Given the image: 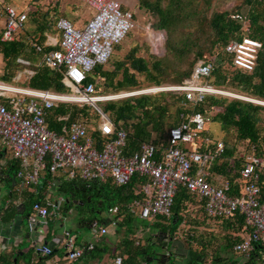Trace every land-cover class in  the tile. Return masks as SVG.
<instances>
[{"label":"trees","instance_id":"obj_1","mask_svg":"<svg viewBox=\"0 0 264 264\" xmlns=\"http://www.w3.org/2000/svg\"><path fill=\"white\" fill-rule=\"evenodd\" d=\"M63 1L32 0L31 5L34 9L28 11L26 27L17 39L3 41L0 37V53L5 62L1 80L11 82L24 66L18 62V58L24 57L32 61L31 67L36 70V74L28 81L31 88L70 91V87L63 81V68L54 70L44 64L40 65L46 53L59 48L46 43L47 35L57 33V22L61 17L72 19L63 8ZM131 1L136 2L139 8L146 9V13L152 16L153 21L150 24L153 31L165 29L169 33V40L166 43L168 52L162 56L156 54L152 50L153 42L148 32L144 30L141 39L125 56L116 59L112 67H108L110 63L98 65L87 78L88 82L95 83L97 94L104 91L110 94L122 91L131 93V96L104 101L101 107L117 129L127 130L125 155H133L140 150L144 142L152 141L158 148L157 157L160 158L168 146L171 129L189 120L193 114L201 113L206 120L213 119L219 122L224 131L225 149L214 162L211 172L222 174L231 184V194H240L241 171L247 163L248 150L255 147L256 154L260 156L264 154V104L221 93L208 94L203 101L195 103L189 101L185 94L174 91L135 95L133 92L148 86L181 84L192 75L198 60L206 59L214 63L209 78L212 85L264 100V0H242L228 10L214 9V0ZM123 8L130 9L126 8L124 3ZM136 18L138 19L137 15ZM246 35L263 43L257 66L252 72L236 67L233 54L226 50L231 41L242 39ZM124 41L116 46L115 51L121 48ZM171 41H174L175 45H172ZM46 121L49 129L62 133L72 123L82 121L87 125L89 134L100 149L116 135L106 134L100 129L102 114L91 104L81 106L77 103H60L48 110ZM208 138H211L209 126L195 142L187 144L186 147L202 152L214 151L218 141L211 138L212 141L208 142ZM242 144L247 146L245 155L238 153L239 145ZM4 155L5 150L2 148L0 159ZM25 170L21 160L10 156L7 158L2 173L12 188L14 199L8 206L2 208L4 221L9 222L18 214L19 205L15 201L21 197L25 198L30 215L35 212L36 203L48 204L39 190L53 177L52 172L49 169L44 170L46 175H43L42 179L45 185L28 183L24 179L13 185L11 176ZM196 171L195 168L194 172ZM58 172L61 175H58L57 189L67 196L59 211L69 212L78 208L82 224L91 226L94 221L101 224L106 220L102 216L108 211L115 212L114 219L118 225L123 223L130 225L133 220L141 217L134 204L136 200L146 198L144 186L150 181L147 175L136 173L129 182L119 185L113 178L104 182L88 181L81 175L70 178L64 171ZM24 182L28 183L26 188ZM259 184L264 200V174L261 175ZM193 200L192 192L186 186H180L173 215L156 218L159 221L157 225L163 233L170 237L178 234L179 225L188 217L189 213H186ZM202 209L205 210L204 202ZM203 214L208 216L206 210ZM216 218L227 221L234 230L238 228L248 231L246 218L239 211L230 217ZM188 230L184 232L189 233L186 236L191 249L189 264H208L209 244L203 239V235L192 236L191 232L196 231V228ZM128 232L131 235L128 234L124 241L123 252L129 254V259L125 261V256L121 255L124 257L123 264H140L138 257L149 255L153 250L152 244L135 235L137 232L134 227H130ZM228 237L230 240L227 247L235 252L234 246L244 237L229 235ZM165 243L161 242L164 245ZM21 251L22 249H12L0 253V264H23L22 260L27 257L30 260L35 259V264H49L46 260L57 254L54 249L50 255L38 253L36 249L34 254L26 252L22 254ZM39 257L42 259L39 260ZM116 258L117 256L115 260ZM143 259L146 260L145 257ZM70 264H76V261ZM114 264H117L116 261ZM245 264H264V245L257 246Z\"/></svg>","mask_w":264,"mask_h":264},{"label":"built area","instance_id":"obj_2","mask_svg":"<svg viewBox=\"0 0 264 264\" xmlns=\"http://www.w3.org/2000/svg\"><path fill=\"white\" fill-rule=\"evenodd\" d=\"M85 1L95 10L93 16L83 27L76 26L67 17H61L57 22L61 38L49 35L47 42L49 45H59V48L46 53L41 62V65L54 70L64 69L63 81L70 87L69 92L22 86L17 88L0 80L3 83L0 84V148L10 150L13 157L22 161L26 170L19 171L18 177L27 182L40 183L44 170L49 169L52 173L62 170L70 178L81 175L88 181L102 182L113 178L121 185L129 182L136 173L147 175L150 181L144 186L146 198L136 200L134 204L140 216L146 219L171 217L179 188L186 186L204 202L209 217H230L237 211L244 214L247 235L234 249L241 256L249 257L257 246L264 245V200L259 184L264 174V154H256L255 147H252L241 171L240 194H231V184L210 173L211 166L224 152V141H218L214 151L202 152L186 147L208 128L205 117L195 113L189 120L171 129L168 146L160 158L157 157L158 148L152 141L144 142L133 155H125L127 130L117 129L111 118L96 106L99 102L131 96V93L97 94L95 83L88 82L87 78L96 66L110 63L116 46L137 27V13L133 9L125 10L121 0ZM3 13L5 20L0 37L3 41H15L26 27L28 12L15 5H7ZM146 31L153 42L152 50L160 56L164 55L167 31H153L151 24L147 25ZM262 47V41L246 35L231 41L226 50L233 54L236 67L252 72L257 66ZM38 48L41 49L40 46ZM18 62L25 67L17 72L13 80H30L36 74V70L31 68V60L19 57ZM213 69V62L200 59L192 75L183 83L153 86L138 93L174 91L185 94L189 101L195 103L203 101L208 94L221 93L264 104L256 98L212 85L209 78ZM60 103L95 106L105 120L100 129L106 134L116 133L115 138L100 149L82 121L72 123L63 133L49 129L46 121L48 110ZM107 123L111 124L110 129L105 127ZM211 141L208 138V142ZM4 165L5 161H0V172ZM61 205L62 202L46 205L38 202L34 208L43 223L49 224V218L59 212ZM36 222V217L29 218L31 230L35 229ZM112 222L114 225L118 223L116 220ZM91 227L97 236L106 231V227L98 221H94ZM63 247L66 258L75 262L96 246L91 241L78 245L75 236L67 232ZM35 249L43 255L53 253V247L45 243L36 245ZM115 261L123 264L124 257L119 255Z\"/></svg>","mask_w":264,"mask_h":264},{"label":"crops","instance_id":"obj_3","mask_svg":"<svg viewBox=\"0 0 264 264\" xmlns=\"http://www.w3.org/2000/svg\"><path fill=\"white\" fill-rule=\"evenodd\" d=\"M19 1L20 0H0V6L2 8L0 12V30L4 27L5 17L3 16V10L7 5H15L22 10H26L27 12L34 9V6L31 5L32 0L29 2L27 1L22 3H20ZM83 1L87 3L85 0ZM121 1L124 3V5H126V8L135 10L138 7L136 2H133L131 0ZM93 14L94 12H91V16L86 20V22L79 26L76 24V21H74L73 19L71 20L75 23L76 26L83 27L87 23V21L93 16ZM54 34L55 35L48 34L47 36L49 37V35H51L58 39L61 38L59 29L57 33ZM48 37L46 43L48 42ZM54 47H59V45ZM0 54L2 55V53ZM0 62L3 63L2 65L5 64L3 55L2 58H0ZM133 93H138V91H134ZM214 128L216 129V131H214L212 127L210 130L211 138L213 139V141L223 140L224 131L222 130L220 123L219 125L215 124ZM244 146L245 145L243 144L239 145L238 153L241 155H245ZM1 149L2 148H0V150ZM4 150L5 155L2 157V159H0V161H5L6 164L7 158L9 156L13 157V155L10 150H7L6 148H4ZM250 151L251 149L248 150V153H250ZM211 169L210 173L212 176L220 178L221 181H226L222 174L218 172H211ZM0 175H2L0 177V253L9 252L12 249H22V254L24 252L28 254H34L36 245L45 243L52 246L55 252H57L54 257L46 260L47 262H49V264L72 263L66 258V250L63 247V240L67 232H70L73 236H75L72 233L73 227H71V221H68L66 219L70 211H59L57 214H54L49 218V224H44L42 217H40L36 212H34L32 215L28 213V207L25 204V198L21 197L19 200L15 201L19 205L18 214L11 221H4L2 219V208L8 206V204L14 198L13 191L12 188H10L9 182L6 180L2 172H0ZM43 175H46L44 171L42 172V177ZM58 175H61L60 172L52 173L53 177L48 180L47 185L41 190H39V192L42 193V197L45 201H48V203L62 202V207L63 202L67 200V196L59 192L57 189V184L59 182ZM15 177H18V175L15 174ZM11 178L13 179V185H16L17 182L20 183L22 181V179L16 180L13 175L11 176ZM40 181V183H43L44 179H41ZM28 183L24 182V188H26ZM43 185L45 184L43 183ZM193 197L194 200L189 204V208L193 207L196 209V211L198 208H201L200 211L202 212L194 213L193 217L189 215V219L187 220V217L184 221H182L181 226H186V230L184 231H187L188 229L193 230V228H196V231L193 230L191 232L192 236L203 235V239H205L209 244L208 264H245L246 262H248L251 255L249 257H244L227 247L230 240L228 235L233 237L241 236L243 238L247 235V231L238 228L234 230L228 225L227 221L206 216L205 214H203V212L205 213V210L202 209L203 201H201L195 194H193ZM31 216L36 217L37 219L36 227L34 230H31L29 225V218ZM102 218L106 219L101 223L103 227H106V231L104 233L97 236L93 231V236H87L83 241H81L80 239H78L77 236H75L78 245H85L91 241L94 242L96 246L93 251L87 252L83 258L76 261V264H114L115 257L119 255H124L125 261L129 259V254L127 252H123V244L125 239L128 237L129 228L134 227L133 223L135 220H133V223L131 222L132 224L130 225L124 223L121 225H118V223L114 225L112 222L113 220H115L114 211L113 213L112 211L106 212L102 216ZM157 222L159 221L156 218L151 219L150 226H148L145 230L143 229V232L148 231V233H151L149 242L153 245V250L151 252L153 255H144L146 257V260L143 259V255L139 256L138 261L140 262V264H150L152 261L154 262L151 264H189V260L191 258V249L187 244L188 241L186 240L188 238L186 236H188L189 233L178 231V234L173 237H170L168 234L162 232L161 228L157 225ZM153 227H157L156 230H153ZM139 229L135 228L137 232L135 233V235L141 236L143 238L144 235L141 232V229ZM161 242L166 243L164 245L161 244ZM210 243L213 245H211ZM157 244H161L163 247L162 249H166L165 253H163V251L158 252L156 250ZM39 258V260L42 259V257ZM172 260H174V263H172ZM22 263L35 264L36 262L35 259L30 260V258L27 257L26 259L22 260Z\"/></svg>","mask_w":264,"mask_h":264},{"label":"rangeland","instance_id":"obj_4","mask_svg":"<svg viewBox=\"0 0 264 264\" xmlns=\"http://www.w3.org/2000/svg\"><path fill=\"white\" fill-rule=\"evenodd\" d=\"M27 1L29 2L31 0H20L19 2L22 3V2H27ZM241 1L242 0H214V9H219V10L232 9L236 4L240 3ZM62 6H63V8L65 10H67V12L70 15V17L74 21H76V24L78 26L82 25V24H84V22H86V20L91 16V12L92 13L95 12V10L91 9L90 7H88L87 3H85L83 0H64L63 3H62ZM1 10H2V8L0 6V12H1ZM135 11L137 12V16H138V19H137L138 25H137L136 29L133 31V33L130 34L125 39L124 43L121 45V48L117 49L115 51V53H114V55L112 57V60H111L110 64L108 65V67H112L113 62L116 59L122 58L123 56L126 55V53L130 50V48L133 45H135L138 40L141 39V35L142 36L144 35V30H146L147 25L150 24L151 21H153L152 16L148 15V13H146V9H144V8L141 9V8L137 7L135 9ZM51 35H55V34L53 33ZM167 35H168L167 40H169V33L168 32H167ZM167 42L168 41H166V43ZM166 43H165V46H166V52L165 53L168 52V48H167V44ZM171 43H172V45H175L174 41H171ZM0 58H2L1 54H0ZM2 64L3 63L0 62V76L2 74H4V71H5V64L4 65H2ZM22 69H24V66H23ZM9 83H11L13 85H16V86L30 87L29 86L30 85L29 82L25 81L24 79L22 81L12 80ZM169 85H173V84H163V85H160V86H169ZM150 87H153V86L144 87V88L138 89L136 91H140V90H143V89H146V88H150ZM228 91L237 93V92L232 91V90H228ZM100 93L104 94V95H111L110 93L105 92V91L104 92H100ZM138 94H141V93H138ZM237 94H240V93H237ZM133 95H135V94H133ZM240 95H244V94H240ZM244 96H247V95H244ZM104 103H105L104 101L103 102H99L98 106L102 107ZM104 122H105V120L103 119L102 123H104ZM207 123H208V126L210 127V130H211V127H212L214 129V131H216V129L214 128L215 124L219 125V123L216 122L213 119H207ZM0 144H1V141H0ZM246 147L247 146L245 145L244 149H246ZM200 210H201V208H198L197 211H196L195 208L190 207L187 210L186 214L189 213L188 216L191 215L193 217L194 213H201L202 211H200ZM71 211L68 213L66 219L68 221H71V227H73L72 233L75 236H77L78 239H80L81 241H83L87 236H90V237L93 236L92 234H94V233H93V230H92L91 226L86 224V223H84V224L81 223L82 216H81L80 211L78 210V208H74ZM87 218H89V215H87ZM188 219H189V217L187 218V220ZM150 220L151 219L138 217V218L135 219L134 223L132 222L134 224V228H138V229L140 228L141 229V232L144 235V237L142 238L144 241L145 240H147V241L150 240L151 233H148V231H144L143 232V229L145 230L148 226H150ZM179 227H180L179 231L184 232V230H186V226L182 227L181 224H180ZM156 228L157 227H153V230H156ZM128 234L131 235L129 232H128ZM162 248L163 247H162L161 244H157L156 245V250L158 252H162L163 251V253H165L166 249L165 248L162 249ZM152 255H153L152 253H149V256H152ZM153 262L154 261H152L151 263H153ZM172 263H174V260H172Z\"/></svg>","mask_w":264,"mask_h":264},{"label":"bare ground","instance_id":"obj_5","mask_svg":"<svg viewBox=\"0 0 264 264\" xmlns=\"http://www.w3.org/2000/svg\"><path fill=\"white\" fill-rule=\"evenodd\" d=\"M0 84H3V83H0ZM5 85H6V84H5ZM11 86H12V85H11ZM134 94H136V93H134ZM256 99H257V98H256ZM258 100H259V99H258ZM260 102L263 103L264 100H260ZM105 127L110 129V128H111V124H110V123H107V124L105 125Z\"/></svg>","mask_w":264,"mask_h":264},{"label":"water","instance_id":"obj_6","mask_svg":"<svg viewBox=\"0 0 264 264\" xmlns=\"http://www.w3.org/2000/svg\"><path fill=\"white\" fill-rule=\"evenodd\" d=\"M96 107H97L98 109H101L100 106H98V105H97ZM13 177L16 178V180H21L20 177H15V174L13 175Z\"/></svg>","mask_w":264,"mask_h":264}]
</instances>
